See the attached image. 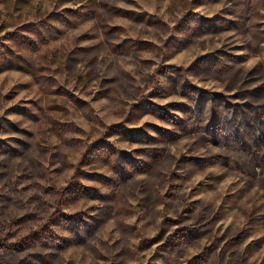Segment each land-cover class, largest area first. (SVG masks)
I'll use <instances>...</instances> for the list:
<instances>
[{"label":"rangeland","instance_id":"obj_1","mask_svg":"<svg viewBox=\"0 0 264 264\" xmlns=\"http://www.w3.org/2000/svg\"><path fill=\"white\" fill-rule=\"evenodd\" d=\"M0 264H264V0H0Z\"/></svg>","mask_w":264,"mask_h":264}]
</instances>
